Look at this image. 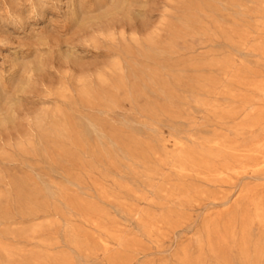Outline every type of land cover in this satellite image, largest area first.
<instances>
[{"label": "rangeland", "instance_id": "rangeland-1", "mask_svg": "<svg viewBox=\"0 0 264 264\" xmlns=\"http://www.w3.org/2000/svg\"><path fill=\"white\" fill-rule=\"evenodd\" d=\"M0 264H264V0H0Z\"/></svg>", "mask_w": 264, "mask_h": 264}, {"label": "bare ground", "instance_id": "bare-ground-1", "mask_svg": "<svg viewBox=\"0 0 264 264\" xmlns=\"http://www.w3.org/2000/svg\"><path fill=\"white\" fill-rule=\"evenodd\" d=\"M28 79V78H27ZM243 171V170H242Z\"/></svg>", "mask_w": 264, "mask_h": 264}]
</instances>
